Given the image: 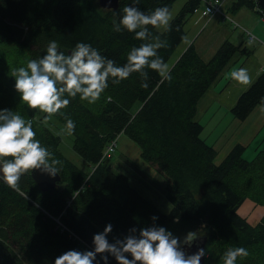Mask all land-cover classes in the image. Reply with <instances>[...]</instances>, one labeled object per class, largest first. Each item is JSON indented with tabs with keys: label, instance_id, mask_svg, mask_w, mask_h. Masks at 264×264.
Segmentation results:
<instances>
[{
	"label": "trees",
	"instance_id": "trees-1",
	"mask_svg": "<svg viewBox=\"0 0 264 264\" xmlns=\"http://www.w3.org/2000/svg\"><path fill=\"white\" fill-rule=\"evenodd\" d=\"M176 1L140 0L133 5V0H120L115 10L102 7L99 0H28L18 7L21 0H0V96L12 92V71L40 58L52 40L65 54L77 42L91 44L101 55L123 65L131 48L143 41L127 30L114 31L122 8L136 6L146 13L164 6L171 10ZM215 1L186 0L167 30L149 26L153 37L167 41V47L157 53L171 69L170 82H161L151 69H146V89L139 73L119 84L109 80L101 95L105 99L99 100L100 110L92 109L79 96L68 97L71 102L59 115L75 123L73 149L84 166L63 154L60 137L43 136L42 141L60 161L57 185L42 190L34 171L29 172L19 181L22 196L0 179V264H54L67 250H92L94 234L108 223L113 225L110 242L128 235L132 227L155 224L181 239L190 231L205 237L207 264H223L224 253L236 247L248 252L236 264H264V149L248 160L243 157L246 146L238 143L216 164L217 150L208 141L212 136H203L205 126L198 118L200 99L229 66L238 69L237 55L246 58L251 51L225 40L208 60L195 42L174 55L186 36L190 16L198 14V23L211 19L202 13L208 6L214 9ZM226 1L218 0L224 14L248 8L264 15L257 0H232L225 9ZM45 7L52 9L43 17H33L32 8ZM215 13L213 17L223 20ZM231 80L225 79L227 83ZM259 105L264 107L263 71L225 113L244 121ZM37 111L29 110L33 116ZM121 134L133 140L140 147L141 158L156 167V181L164 180L159 189L171 204L168 212L149 198L145 176L131 178L127 172L116 171L108 149ZM246 200L262 207L257 222L240 211ZM154 215L156 221L151 219ZM177 217L179 222L174 223ZM97 260L103 264L99 255ZM108 264L117 262L109 256Z\"/></svg>",
	"mask_w": 264,
	"mask_h": 264
},
{
	"label": "clouds",
	"instance_id": "clouds-1",
	"mask_svg": "<svg viewBox=\"0 0 264 264\" xmlns=\"http://www.w3.org/2000/svg\"><path fill=\"white\" fill-rule=\"evenodd\" d=\"M139 3L140 0H133V5ZM121 11L119 23L114 22V31L127 30L143 41L138 47L131 48L123 65L118 66L112 59L101 55L91 44L77 42L65 54L59 49L58 42L52 40L40 58L31 59L26 66L12 71L14 88L20 100L29 109L46 114L44 123L67 108L71 102L68 97L75 99L79 96L82 101L97 102L108 88L109 80L119 84L133 73H139L145 81L141 86L146 89V69H151L159 74L161 82L171 81V69L157 53L158 49L167 47V41L159 36L153 37L149 31V26L166 30L170 27L169 8L157 7L146 13L136 6H125ZM230 77L239 84L250 82L245 68L232 70ZM66 129L69 134L74 131L73 120L67 119ZM36 136L31 120L26 121L9 109H0V179L22 196L24 193L19 187L22 175L39 170L55 176L60 171V161ZM151 219L156 221L158 217L154 215ZM178 222L177 217L174 223ZM112 232L113 225L108 223L102 232L94 234L92 250H67L55 258L54 264H99L98 255L103 264H108L109 256L117 264H201L206 255L203 247H198L195 253L186 252L184 246L190 248L196 240L191 231L181 239L166 227L153 224L132 227L128 235L110 242L108 236ZM247 255L243 247L229 248L222 257L223 264H236L238 257Z\"/></svg>",
	"mask_w": 264,
	"mask_h": 264
},
{
	"label": "rangeland",
	"instance_id": "rangeland-1",
	"mask_svg": "<svg viewBox=\"0 0 264 264\" xmlns=\"http://www.w3.org/2000/svg\"><path fill=\"white\" fill-rule=\"evenodd\" d=\"M27 1L28 0H21L16 7L24 6ZM185 1L186 0H177L175 2L173 8L170 10L172 19L178 14ZM231 1L232 0H227L225 2V9L226 5L229 6ZM50 9L52 8L47 9V7H45L43 10H35L32 8L31 13L33 17L40 18L43 17L44 14H47ZM229 14L231 17L228 18L227 21H221L217 17H213L211 19L205 18L203 21L198 23L195 21L198 14L193 13L185 24L186 36L179 44L174 55L176 56L182 53L192 42H195L201 55L208 60L212 57L222 42L229 40L234 44L243 45V47L251 51L250 58H238V55L235 57L237 64H240L238 69L242 67L245 68L251 79V77L257 76V67L261 65L264 66V35L256 33L250 28V26L248 28L244 22L242 23L240 19L236 17V13L234 11L229 12ZM13 15L14 11L12 12L10 18H12ZM243 28L252 31L257 37L255 39H250L249 35ZM164 29L165 28L161 27L159 30L162 31ZM249 41H251V43H249ZM239 54L243 53L239 52ZM3 66L7 71L10 70L9 66L5 64H3ZM236 67L237 65L229 66L223 72V76L199 101L198 118L205 126L203 136L205 138L207 136H212V138H208V141L213 142L214 147L217 150V156L215 158L216 164L221 163L233 147L238 143H241V141H243L241 144L246 145L243 153V157L245 159H253L258 151L264 149V122H262L263 120L261 119L259 113L260 110H263L264 112V107L262 105L257 106L244 121L233 119L229 112L225 113V110L229 108L228 105L232 103L233 97L236 95L237 91L242 93V91L246 89V86H242L243 84H239L234 80L231 87L226 90V93H222V86L226 83L224 79H228L231 71ZM6 76H8V74ZM13 81H15V78L11 76V82ZM221 83H223V85L220 87ZM12 88L13 89L10 94H1L0 109H9L14 113L20 114L26 121L31 120L33 122L34 130L37 134H40V136L36 138L39 139L42 145L47 147L48 150L50 145L42 141L43 136L50 137L55 135V137H60V149L63 154L65 153L67 157H69L78 166H84V162H82L81 158L73 149L74 135L72 133L69 134L66 129L67 119L71 118L66 115L60 117L59 114L63 113L59 112L49 117L47 119V123H44L46 114L37 111L36 113L41 116L40 118L37 114L34 116L31 115L29 112L30 109L20 100V96L15 91L14 85ZM215 89H219L217 94L213 93V90ZM215 95L216 101L220 104L218 106L211 105L210 102V99L213 100V96ZM103 98L104 97L101 96L99 100ZM99 100L95 103L85 102L90 105L92 109L100 110L101 107L99 105ZM229 110L230 109H228V111ZM258 122H261L260 128L259 130H254L256 127L255 124ZM140 151V147L133 140H131L128 136L121 134L118 137L115 151L112 153V161L115 163L117 168V170H115L117 172H127L130 174L131 178H136V174L145 176L146 185L144 187L148 189L149 198L152 199L164 212H168L171 209V204L168 202L166 197L164 198V193H162L159 189L160 185H164V180L161 179L159 182L156 181L155 177L158 176L156 167L142 159ZM125 158H127V160ZM133 183L136 185L134 181ZM262 210L261 206L255 205L254 203H248L244 207L243 213L247 212L250 218L256 222V219L259 218Z\"/></svg>",
	"mask_w": 264,
	"mask_h": 264
},
{
	"label": "crops",
	"instance_id": "crops-1",
	"mask_svg": "<svg viewBox=\"0 0 264 264\" xmlns=\"http://www.w3.org/2000/svg\"><path fill=\"white\" fill-rule=\"evenodd\" d=\"M235 13H236V17H238L242 23L244 22V23L248 26V28H249V26H250V28H251L252 30H254L256 33H258V34H260V35H264V15H262V14L259 13V12H257L256 10H251V9H248V8H241V9H239V10H238L237 12H235ZM221 21H223V20H221ZM240 27H242V26H240ZM243 29H244V31L247 30V31L253 33L252 31H250V30H248V29H246V28H243ZM253 34H254V33H253ZM254 35H255V34H254ZM255 36H256V35H255ZM256 37H257V36H256ZM248 58H250V56H249ZM248 58H247V59H248ZM242 68H243V67H242ZM261 70L264 71V66H262V65L257 67V73L259 74V73L261 72ZM258 74H257V75H258ZM252 78H253V79H252ZM254 79H255L254 76L251 77L250 82H249L248 84H246V85H242V86H246V87H247V86L252 82V80H254ZM224 80H225V79H224ZM233 82H234L233 79H232L229 83L226 82V83L224 84V87H223V91H222V93L225 94V93H226V90L229 89V87H231V85H232ZM222 85H223V83H221L220 87H221ZM239 88H241V87H239ZM217 90H218V89L213 90V93H214V94H217V93H218ZM239 94H240V93L237 91L236 95L233 97V101H232V103L228 105L229 107H232V105L236 102V100H237ZM213 97H214L213 100L210 99L211 105H214V104L220 105V104L216 101V95L213 96ZM259 113H260L261 119L263 120L262 122H264V112H263V110H260ZM260 124H261V122H258L257 124H255L256 127H255L254 130H259V128H260ZM241 143H243V141H241ZM243 145H244V144H243ZM245 146H246V145H245ZM248 203L253 204V203H252L251 201H249V200L244 201V202H243V205H242L241 208H240V211H241L242 213H243V211H244V207H245ZM244 214L248 216L247 212H245ZM260 215H261V214H260ZM249 217H250V216H249ZM259 217H260V216H259ZM258 219H259V218L256 219V222L258 221ZM253 222H255V221L253 220Z\"/></svg>",
	"mask_w": 264,
	"mask_h": 264
},
{
	"label": "water",
	"instance_id": "water-1",
	"mask_svg": "<svg viewBox=\"0 0 264 264\" xmlns=\"http://www.w3.org/2000/svg\"><path fill=\"white\" fill-rule=\"evenodd\" d=\"M258 1V5L260 6V8L262 9V11L264 12V0H257ZM102 3L104 6L107 7H117L118 6V0H102ZM39 187L42 190H50L52 188H54L57 185V182L60 180V176L57 173L55 176H51L47 173H42L39 170H34L33 173ZM196 240L193 242L192 247H188V246H184L186 252L188 253H195L197 251L198 247H206V238H201L197 235H195ZM206 249V248H205ZM201 264H207L206 262V255L205 257L202 258L201 260Z\"/></svg>",
	"mask_w": 264,
	"mask_h": 264
},
{
	"label": "built area",
	"instance_id": "built-area-1",
	"mask_svg": "<svg viewBox=\"0 0 264 264\" xmlns=\"http://www.w3.org/2000/svg\"><path fill=\"white\" fill-rule=\"evenodd\" d=\"M215 8L213 9L212 7H207L206 9H204L203 11V15H209L210 18H212L216 13L218 12L220 13L219 15H221L223 17V19H227L230 18V16L228 14H224L222 13L221 9H220V3L218 2V0L215 1ZM248 34L250 35L251 39H254L255 37L252 35V33L248 32Z\"/></svg>",
	"mask_w": 264,
	"mask_h": 264
},
{
	"label": "bare ground",
	"instance_id": "bare-ground-1",
	"mask_svg": "<svg viewBox=\"0 0 264 264\" xmlns=\"http://www.w3.org/2000/svg\"><path fill=\"white\" fill-rule=\"evenodd\" d=\"M99 3L102 7L104 8H108V9H118V7L120 6V0H118V6L117 7H114V6H111V7H107V6H104L103 3H102V0H99Z\"/></svg>",
	"mask_w": 264,
	"mask_h": 264
}]
</instances>
